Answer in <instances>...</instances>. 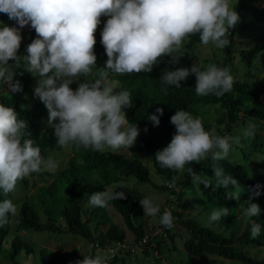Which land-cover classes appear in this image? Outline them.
<instances>
[{"label": "clouds", "instance_id": "9594fccd", "mask_svg": "<svg viewBox=\"0 0 264 264\" xmlns=\"http://www.w3.org/2000/svg\"><path fill=\"white\" fill-rule=\"evenodd\" d=\"M0 13L19 25V28L0 26V84L11 85L13 92L21 90L18 82L12 84L14 73L9 61H15L16 67H23L39 78L34 94L48 109V124L54 130L57 146L63 148L72 144L77 150L83 147L114 152L130 149L140 133L136 125L129 126L125 112L132 106L130 93H114L107 70L118 75L150 73L162 56L170 57L172 64L179 63L173 53L180 50L186 38L196 33L200 34L202 45L211 42L217 48H225L230 44L229 30L240 22L230 0H0ZM101 16L109 17L101 33L108 59L99 78L93 81L87 78L97 65L95 32ZM28 25L35 30L37 38L28 45L27 55L21 57L17 55L22 41L19 29ZM190 75L196 77L195 91L199 96L222 97L233 90L234 78L227 68L210 64L205 69L200 63L191 69L164 72L159 80L160 90L167 95L168 86L179 88ZM81 77L86 82L73 91L70 85ZM156 111L163 115L162 108ZM149 119L156 126L160 123L157 115ZM57 120L59 123H55ZM170 122L176 133L154 158L161 168L177 173L193 162L199 164L209 155L213 161L224 160L229 154V141L239 143V137H221L215 129L206 131L200 118L184 110L176 111ZM26 128V122L19 120L12 108L0 104V189L5 195L12 193L17 182L31 173L42 169L55 171L57 167L51 158H42L41 149L34 146V141L24 139ZM255 129L256 125L249 121L243 136H254ZM213 171L216 187L229 189L231 186L238 190L239 181L232 175L215 166ZM186 172L194 184L211 187L209 180L192 167H187ZM176 179L173 175L169 187H175ZM228 196L239 200L235 191ZM122 199H126L125 192L106 189L88 196V203L92 207L106 208L109 201ZM246 203L245 215H260L258 204L252 203L251 198ZM140 204L145 216H156L160 211L150 198L140 200ZM172 213L166 209L160 217L164 228L173 227ZM17 214V206L10 199L0 202V226L8 224L9 218ZM228 215L226 207L215 209L209 224ZM260 233L261 225L253 222L251 237L255 239ZM128 242L136 241L131 238ZM77 264L103 262L97 253L95 257L84 256Z\"/></svg>", "mask_w": 264, "mask_h": 264}, {"label": "trees", "instance_id": "16d2710c", "mask_svg": "<svg viewBox=\"0 0 264 264\" xmlns=\"http://www.w3.org/2000/svg\"><path fill=\"white\" fill-rule=\"evenodd\" d=\"M257 1L238 0L234 9L239 14L240 22L234 29L229 30L227 38L230 44L224 48L225 56L216 62V66L229 70L236 59V55L239 54L241 62L248 69H252L256 60L264 52V38L261 43L250 48L242 47L239 51L236 42L238 31H246L249 28L264 24V8H259L256 5ZM106 17L101 16L100 20ZM0 18L7 19L9 17L4 13H0ZM105 24L98 25L95 32L94 54L97 57V65L94 67L92 75L87 78L93 81L99 78V72L104 69L108 59L106 50L101 43V33ZM30 31L31 38L27 39L29 44L35 38L33 34L35 30L30 28ZM183 44L185 45L181 46L178 52L173 53L179 63L172 64L170 63V57L162 56L150 73L118 75L107 70L108 82L114 85V93L120 91L130 93L132 106L125 109L129 126L136 125L138 127L140 134L137 139L141 149L146 155L152 157L156 172L164 175L170 181L175 174L170 169L161 168L154 157L158 151L164 150L170 144L176 133L175 126L170 122L171 117L179 110L202 116L206 112L205 107L221 105L226 110L227 121L218 135L221 137H239V143L229 141V154L224 160L213 161L209 155L199 164L193 162L187 165V167H192L194 172L208 179L211 187L205 188L202 184H194L186 172L185 178L177 177L176 179L175 185L180 187L179 201L182 202L183 197L189 190L192 194L195 193L199 196L200 205H205L204 210L206 211L210 208H227L237 203L240 205L251 198L252 203L259 205L260 215L252 217L246 223H243V219L242 226L228 235L207 225L205 226L196 220L186 219L185 215L175 211L174 214L172 213L173 218L176 217L179 226L185 229L189 236H185L184 233H180L183 231L174 228L153 236L146 234L147 232L142 223L143 218L141 219L143 208L140 204V200L144 199L145 196L136 187L126 184L131 177L142 183H152L151 174L146 166L139 160L130 159L122 153L93 151L91 148L84 149L83 147L77 150L72 145L74 155L68 158L65 167L56 173L36 172L40 176L54 177V181L49 187L51 189L48 190L50 191L49 194L55 187L56 190L60 189L66 194L67 201L59 211L60 214L57 215L48 209L46 212L48 219L45 223L42 221L37 209L39 206L43 207V203L36 204L23 199L18 214L15 217H10L8 224L0 226V264H5L4 260H8L11 264H22L18 260L21 255H30L36 252L34 247L23 242L20 236L13 233L27 231L81 236L91 244L99 243L102 247L118 242H128L127 236L129 233L133 234L136 242H140L146 236H149L148 243L142 252L135 251L133 253L131 249L124 256L116 257L113 260H108L103 255L100 256L103 264H125L127 257L136 256L138 253L147 257L153 255V252L156 254L155 264H169L166 260H163L166 240L168 239L171 242L170 244L173 243L172 247L167 250L171 253L172 250L178 248L175 244L178 238L181 239L184 249L194 260L202 264H264V257L252 256L250 251L247 250L250 247L264 246V182L250 173V166L254 164L253 158L264 156V129L256 128L255 135L252 137L243 136V130L249 121L248 118L264 123V108H246L247 102L251 100L260 101V98L264 96V79H257L252 85L234 80L233 90L225 93L222 97H217L214 94L197 95L195 91L196 77L190 75L185 81L181 82V87L168 86V94L164 95L160 90L159 80L164 72L180 69L187 61L192 60V49L196 45H202L200 34L190 35ZM24 48L25 43H22L19 51L24 50ZM35 78L39 79L38 77ZM35 78L28 72L15 76L12 84L19 83L21 90L18 92H13L12 89L10 92H4L3 87L0 85V104L12 108L18 119L26 122L27 128L23 130L24 139L34 141V146H39L41 149L42 158L47 159L55 151H61L63 148L57 146L54 130L48 124V109L34 94L33 83ZM85 82V78L81 77L74 81L70 87L75 91L79 84ZM155 95H157V98L154 97ZM158 108L163 109L162 116L156 111ZM242 112L246 114L244 118L241 116ZM152 115L158 116L160 120L158 126L149 119ZM55 123H59V121L57 120ZM58 153L61 154L62 152ZM214 166L222 168L225 174H230L237 179L239 181L238 190L232 189L231 186L229 189L216 187ZM23 183L26 186L29 185L27 177L18 181L15 190L7 195L0 189V202L5 199L12 201L18 186ZM112 184H116L112 192L123 191L126 195V199L108 202V206L118 217L119 223L113 224L111 222L106 208L93 207L91 211L93 216L96 214L97 217H100L98 225L109 226H107L106 232L100 230V232L94 233L90 226L94 219L83 218L85 203L88 201V196L95 192H101L103 187L110 188ZM52 185L55 187H52ZM165 189L172 190L173 187H165ZM234 191L239 196V200L234 197L229 198L228 195H231ZM256 193L259 194L256 195ZM60 220L63 221V224L59 223ZM253 222L261 225V233L255 239L251 237ZM161 227L163 226L161 225ZM160 234L163 235L160 236ZM13 235L14 240L10 242V249H8L6 247L8 238ZM45 251V249L41 251L43 259ZM88 256H96L94 249H89ZM68 257L70 256L57 255L50 259L47 264H68Z\"/></svg>", "mask_w": 264, "mask_h": 264}, {"label": "rangeland", "instance_id": "374dc122", "mask_svg": "<svg viewBox=\"0 0 264 264\" xmlns=\"http://www.w3.org/2000/svg\"><path fill=\"white\" fill-rule=\"evenodd\" d=\"M238 3V0H230V6L234 8ZM256 5L259 8H264V0H258L256 2ZM109 19L102 18L100 20L99 26L101 24H105L106 21ZM0 26H8V27H16L19 28V25L9 18L7 19H1L0 18ZM30 25L25 26L20 30V34L22 36V43H25L24 50L18 51V56H25L27 55V47L29 45L28 40L31 38L30 34ZM35 38H37L36 32L33 33ZM237 49L238 51L243 48H250L255 46V44L261 43L262 39L264 38V24L257 25L255 27L249 28L246 31H238L237 32ZM28 39V40H27ZM33 39V40H34ZM32 43V42H31ZM264 43V41H263ZM183 44L182 46H184ZM194 56L192 57V60L187 61L181 68H187L191 69V67L196 64L200 63L205 68H207L210 64H216V62L220 59H222L225 56L224 48H217L214 44L211 42L209 45H197L194 48ZM9 68L12 70L15 76L23 75L24 72H26L23 67H16L15 61H9ZM230 75L233 76L234 80L239 83H248L249 85H252L257 79L262 80L264 79V52L262 55L256 60L254 66L252 69H248L244 63L241 62L239 54L236 55V59L233 62L232 66L229 68ZM35 78V76H34ZM1 87H3L4 92H10L11 91V85L4 83L0 84ZM38 86V79L35 78V81L33 83V87ZM253 107H259L264 108V96L260 98V101L251 100L247 102L246 108H253ZM206 112L202 116L197 115L195 113H192L191 115L194 118H200L203 124V127L205 130L215 129V133L218 135L219 132L225 127V123L227 121L226 117V110L222 108L221 105L217 106H207L204 108ZM241 116L244 118L246 114L244 112L241 113ZM249 121H252L256 128L263 130L264 129V123L260 121H256L255 119L248 118ZM248 121V122H249ZM241 126H243L241 124ZM264 131V130H263ZM73 147L72 144L68 145L67 147H63L61 151H55L53 155L48 157L47 159L51 158L56 164L57 167L55 171H48L51 173H56L60 169L66 166V162L68 158L73 156ZM105 151H112L111 149H106ZM58 152H62L59 154ZM114 152V151H113ZM119 153H123L128 157H131L132 159L139 160L142 162L149 170L152 178V183H142L139 182L136 178L131 177L126 182L127 185L136 187L141 193L144 194L145 198H150L154 204V206H159V213L156 216H145L144 210L142 211V223L144 225L146 234L149 235H156L159 232H166L167 230H172L173 228L175 230H180L184 233L185 236H189V233L179 226L178 222L176 221V217L173 218V227L163 228L160 224V217L163 215L164 211L168 209L173 214L174 212H180L186 219H193L198 222H200L203 225H207L209 227H212L216 229L219 232H223L226 234H231L232 231L236 230L237 228L242 226V221L244 219L243 223H246L251 220L252 217H249L245 215V209L247 207V203L244 202L243 204H234V206L227 207L229 209V215L227 217H223L220 221L212 222L209 224V217L212 214L213 208H210L208 210H204L205 205H200L201 202L199 201L200 198L197 194L191 193V191H187L185 196L183 197L182 202L180 203L178 194L180 193V187L178 185H175L172 190H166L165 187H169V183L171 182L167 177H164V175H161L156 172L153 160L150 156L146 155L140 148L138 140H136L135 144L130 149L121 148L118 151ZM259 157V158H258ZM44 159V160H47ZM202 161V160H201ZM254 164L251 165V171L250 173L253 176L258 177L262 182H264V156H257L253 158ZM186 168L185 170L181 171L179 173L174 172L172 169H170L178 178H185L186 177ZM40 172H46L45 170H41ZM96 173V172H95ZM97 174V173H96ZM29 180V185L26 186L24 183L20 184L17 188V191L12 198V202L17 206V209L20 208L23 199L29 200L33 203H43V207H37L42 221L47 222L48 215L46 214L47 210H51L55 214H60L59 211L62 209V206L64 203H66L67 198L66 194L60 190L55 189L56 187L52 185V187H55L52 189L51 193L48 191L49 187H51V184L54 181V177L51 176H40L35 173H31L30 175L26 176ZM119 185V184H117ZM116 187V184H112L110 188L103 187L102 191H105L106 189H110L111 191L114 190ZM45 189V190H43ZM166 208V209H165ZM93 207L89 205L88 201L85 203V208L83 212V218L84 219H94L92 221V224H90L91 228L93 229L94 233L100 232L102 230L103 232L107 231L106 225H98V221L100 217H97L95 214L93 216L92 211ZM50 211V212H51ZM107 215L111 222L113 224H118L119 219L114 213V211L110 208V206L106 207ZM15 222V220H13ZM60 224H63V221H59ZM109 227V226H108ZM183 229V230H182ZM171 232V231H170ZM14 235L20 236L23 242L28 243L34 249L36 252L34 254H23L21 255L18 260L22 264H47L50 259H52L54 256H62L64 254L68 257V264H77L78 261H82L84 259V256H88V252L90 249V242H88L86 239L82 238L81 236L71 235V234H65V233H56V234H50V233H44V232H35V231H27V232H21L16 233L13 232ZM14 235L10 238H8L6 247L10 249V242L14 240ZM96 236V234H94ZM163 234H160V236ZM134 239V236L132 233H129L127 236L128 240ZM166 245L164 246V259L167 263L172 264H202L201 262H197L194 260V258L184 249L181 239H177L175 241V244L178 248L176 250H172V252H168V248L172 247L173 243L167 239ZM45 249V257L42 258V250ZM173 249V248H172ZM248 251H250V255L256 256L258 258L264 257V246L263 247H250L247 248ZM70 253V254H69ZM156 254L153 252V255H149L147 257L142 256L140 253H138L136 256L127 257L125 264H155ZM138 261H140L138 263ZM5 264H11L8 260H4ZM197 262V263H196ZM123 264V263H119ZM239 264V263H235Z\"/></svg>", "mask_w": 264, "mask_h": 264}, {"label": "built area", "instance_id": "2783aa9c", "mask_svg": "<svg viewBox=\"0 0 264 264\" xmlns=\"http://www.w3.org/2000/svg\"><path fill=\"white\" fill-rule=\"evenodd\" d=\"M149 236H146L140 242H118L102 247L99 243H93L90 249H94L95 255L98 253L100 256H106L108 260H113L114 258L122 257L126 252L131 250L133 253L135 251L142 252L148 243Z\"/></svg>", "mask_w": 264, "mask_h": 264}]
</instances>
